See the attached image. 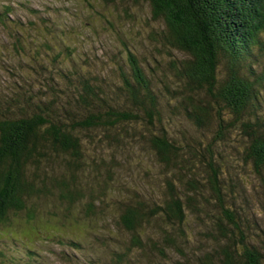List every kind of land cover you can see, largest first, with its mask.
I'll use <instances>...</instances> for the list:
<instances>
[{
  "label": "trees",
  "instance_id": "1",
  "mask_svg": "<svg viewBox=\"0 0 264 264\" xmlns=\"http://www.w3.org/2000/svg\"><path fill=\"white\" fill-rule=\"evenodd\" d=\"M120 1L148 4L161 23L151 34L157 52L182 58L156 59L157 78L126 46L115 86L99 71L70 66L77 51L59 41H41L29 65L0 63L16 76L0 85V235L17 221L33 229L44 212L56 220L53 210L68 222L77 213L94 220L102 204L119 207L121 232L130 236L110 264H264V228L254 235L250 202L238 199L246 176L264 190V0ZM12 14L10 6L0 10V29L25 33ZM14 45L22 59L30 52L19 38ZM41 49L50 67L37 59ZM128 140L145 145L168 174L164 199L127 186L126 198L110 199L123 167L116 151L125 156ZM190 216L203 226L197 247ZM54 238L75 251L83 246ZM25 249L35 257V247ZM101 260L88 264H109Z\"/></svg>",
  "mask_w": 264,
  "mask_h": 264
},
{
  "label": "rangeland",
  "instance_id": "2",
  "mask_svg": "<svg viewBox=\"0 0 264 264\" xmlns=\"http://www.w3.org/2000/svg\"><path fill=\"white\" fill-rule=\"evenodd\" d=\"M6 6L13 9L10 18L23 22L25 27L22 28L26 31L23 33L14 28L10 30L12 33H8L0 29V63L4 65L13 66L17 60L29 65L34 55L38 53L36 49L43 44L41 41L50 43L59 41L55 46L73 45L77 51L76 57L69 63L70 66L75 65L84 72L99 71L101 76L105 77L104 80L107 79L115 86L121 81V77L118 76V65L126 61V46L138 54L148 74H154L157 78L162 75L163 68L157 66L156 59L159 61L167 59L165 61L167 62L173 56L182 58L178 52L171 54L170 58L157 52L158 45L152 40L151 34L153 28L159 27L161 23L156 24L152 21L151 8L148 4L136 8L129 1L123 3L120 0H0V10ZM31 21L32 24L29 23ZM43 23L48 25L52 23L55 28L47 32ZM18 38L23 44H28L30 49L28 56H24L23 59L15 55L14 43ZM59 50L63 51L62 47ZM39 52L43 54L37 59L50 67L53 61L49 58L48 51L46 53L41 49ZM57 53L58 51L55 54ZM84 61H89L90 66H85ZM126 68L125 72H129V67ZM42 76L43 74L39 77ZM14 77L16 76L12 72L7 73L0 69V85L14 82ZM126 143L125 156L121 150L116 151L117 159L121 161L119 163L123 167L117 171L120 185L116 184L117 188L110 194V199L118 202L126 198L128 192L122 188L126 186L130 194L135 193L137 189L147 197L153 194L164 199L163 191L164 195L169 191L168 174L163 172L156 159L145 150V145L129 140ZM248 180L246 176L245 185L244 181L240 182L243 191L240 190L242 195L238 199L242 206L247 203V199L249 200L248 208H251L253 218L258 223L254 235L259 237L263 236L260 229L264 228V214L259 211V202L264 201V190L259 182L256 185L254 180L249 182ZM99 208L101 214L98 213L94 220H88L83 214L77 213L74 219L68 222V219L62 217L63 213L53 210L51 212L59 215L56 220L51 219L52 216L47 215L49 213H41L37 220L38 224L33 229L22 228L24 225L22 221H17L16 224L13 222L11 230L0 235V264H31V261H37L38 264H88L97 258L110 264L115 251L126 250L128 245L126 241L130 236L121 232L119 207L110 208V205L100 204ZM192 221L195 224H192ZM63 222L66 228L58 230L52 228L60 226ZM190 223L188 231L194 238V246L197 247L196 238L198 239L203 226L192 216L189 217ZM54 235L82 241L83 246L75 251L69 246L55 242ZM13 239H18V242L14 243ZM199 240H205L204 236L201 235ZM27 245L36 248L35 257L30 258V253L28 254V250L25 249Z\"/></svg>",
  "mask_w": 264,
  "mask_h": 264
}]
</instances>
